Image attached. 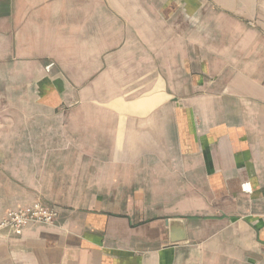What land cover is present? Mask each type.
Returning a JSON list of instances; mask_svg holds the SVG:
<instances>
[{
  "label": "crops",
  "instance_id": "obj_1",
  "mask_svg": "<svg viewBox=\"0 0 264 264\" xmlns=\"http://www.w3.org/2000/svg\"><path fill=\"white\" fill-rule=\"evenodd\" d=\"M37 199L0 264H264V0H0V221Z\"/></svg>",
  "mask_w": 264,
  "mask_h": 264
},
{
  "label": "built area",
  "instance_id": "obj_2",
  "mask_svg": "<svg viewBox=\"0 0 264 264\" xmlns=\"http://www.w3.org/2000/svg\"><path fill=\"white\" fill-rule=\"evenodd\" d=\"M53 66L54 63H49L46 66V70L50 71ZM242 190L245 193H251V185L249 183H243ZM58 216L59 211L56 207L47 206L41 200L37 199L31 205L8 210L0 221V230H5L8 234L15 236H22L25 228L30 223L53 225Z\"/></svg>",
  "mask_w": 264,
  "mask_h": 264
},
{
  "label": "water",
  "instance_id": "obj_3",
  "mask_svg": "<svg viewBox=\"0 0 264 264\" xmlns=\"http://www.w3.org/2000/svg\"><path fill=\"white\" fill-rule=\"evenodd\" d=\"M169 225H170V228H171V231H172V237H171V241L172 242H180V241H183L186 239V235H185V229L183 227V230L180 229L178 231V235L175 237V228H177V226H181V225H184L182 223V220L180 219H171L169 221ZM174 232V233H173ZM177 234V233H176Z\"/></svg>",
  "mask_w": 264,
  "mask_h": 264
}]
</instances>
